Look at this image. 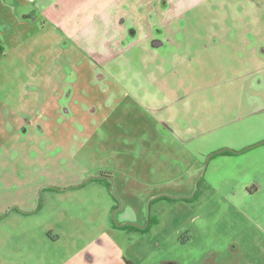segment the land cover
<instances>
[{
  "label": "rangeland",
  "instance_id": "rangeland-1",
  "mask_svg": "<svg viewBox=\"0 0 264 264\" xmlns=\"http://www.w3.org/2000/svg\"><path fill=\"white\" fill-rule=\"evenodd\" d=\"M133 3L148 20L155 0ZM185 6L153 28L160 46L107 63L44 51L62 59L57 90L0 65V264L99 236V264L113 249L124 264H264V0ZM24 231L60 240L14 248Z\"/></svg>",
  "mask_w": 264,
  "mask_h": 264
},
{
  "label": "crops",
  "instance_id": "crops-1",
  "mask_svg": "<svg viewBox=\"0 0 264 264\" xmlns=\"http://www.w3.org/2000/svg\"><path fill=\"white\" fill-rule=\"evenodd\" d=\"M162 1L155 0L150 6L152 9L147 5V12L151 10V19L140 20L136 19L135 11L142 12L146 6L134 4L133 0H0V65L4 66L5 62L8 67L13 59H17L19 63L16 67L23 70L28 78L37 77L39 73L33 87L41 84L50 87L55 83L56 88L61 83L57 79L53 81V77L64 75L61 64H57L62 59L57 56L65 54L64 50L69 45L73 44L80 54H87L89 58L104 63L118 59L127 48L132 49L134 45L148 43L154 47L160 46L162 43L153 36V28L171 27L173 20L186 10L187 5H182L189 0H166L164 6ZM68 40L70 43L67 47H62L63 42ZM45 42L48 48L44 46ZM54 50L58 55H49ZM44 51L49 54H44ZM53 60L56 67L51 70ZM12 68L15 69L14 66ZM43 75L48 79L42 78ZM13 78L12 83L15 85L17 78ZM3 85L7 87L8 83ZM24 232L27 238L22 241L13 240L14 248L30 246L36 242L55 244L60 240L58 232ZM104 235H107L106 232ZM101 240L99 236L92 246H80L70 253L64 250L65 254H60V251L50 254L48 264H99L102 261L99 253ZM113 251L115 255L105 253L108 260L106 264L117 259L120 264H124L119 257L120 251Z\"/></svg>",
  "mask_w": 264,
  "mask_h": 264
},
{
  "label": "flooded vegetation",
  "instance_id": "flooded-vegetation-1",
  "mask_svg": "<svg viewBox=\"0 0 264 264\" xmlns=\"http://www.w3.org/2000/svg\"><path fill=\"white\" fill-rule=\"evenodd\" d=\"M225 151V150H224ZM223 152V151H222ZM222 152H220V153H222ZM234 154H236V153H234ZM232 155V154H231ZM100 175L102 176L101 178H92V179H105V180H109V175H108V173L107 172H101L100 173ZM91 180V179H90ZM108 185H109V183H108ZM193 196H194V194H193ZM159 198H160V196H158ZM157 197V198H158ZM164 197H166V196H164ZM192 196H189V197H182V199H190ZM167 199H169V198H167ZM175 200L174 198H170V200ZM30 212H33V211H30ZM129 225H132V224H129Z\"/></svg>",
  "mask_w": 264,
  "mask_h": 264
},
{
  "label": "trees",
  "instance_id": "trees-1",
  "mask_svg": "<svg viewBox=\"0 0 264 264\" xmlns=\"http://www.w3.org/2000/svg\"><path fill=\"white\" fill-rule=\"evenodd\" d=\"M1 50V49H0ZM235 152L234 151H231V150H225L223 151L221 154H224V155H231V154H234ZM122 227H130V228H137L136 226L134 225H124Z\"/></svg>",
  "mask_w": 264,
  "mask_h": 264
},
{
  "label": "water",
  "instance_id": "water-1",
  "mask_svg": "<svg viewBox=\"0 0 264 264\" xmlns=\"http://www.w3.org/2000/svg\"><path fill=\"white\" fill-rule=\"evenodd\" d=\"M262 142H264V140H263ZM224 150H226V149H221V150L217 151L216 153H220V152H222V151H224ZM205 169H206V166L204 167V171H205ZM101 177H102L101 175H99V176H95V177H89V178H87L84 182H86V181H88V180H90V179H92V178H101ZM11 208H13V207H11ZM11 208H10V209H11Z\"/></svg>",
  "mask_w": 264,
  "mask_h": 264
}]
</instances>
